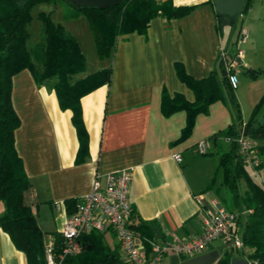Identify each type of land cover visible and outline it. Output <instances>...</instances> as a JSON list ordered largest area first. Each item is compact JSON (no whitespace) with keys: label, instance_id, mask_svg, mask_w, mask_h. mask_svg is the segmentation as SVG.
<instances>
[{"label":"crops","instance_id":"crops-1","mask_svg":"<svg viewBox=\"0 0 264 264\" xmlns=\"http://www.w3.org/2000/svg\"><path fill=\"white\" fill-rule=\"evenodd\" d=\"M173 2L192 7L180 16H153L145 33L133 30L118 34L111 57L78 72L80 75L111 65L109 81L80 97L88 133V155L83 161L74 160L78 140L71 110L61 108L54 90L37 83L28 68L13 73L11 102L20 119L14 129V145L31 182L37 224L49 233L47 238L51 231H59L75 202L90 189L94 175L99 173L103 179L104 173L113 169L131 170L130 223L154 219L162 233L156 238H161L159 241H171L175 236L186 238L200 231L203 211L195 194L202 193L205 199L222 203L212 182L218 156L230 146L231 139L224 131L235 110L229 99L215 100L207 112H198L190 133L181 140L175 138L184 125L185 110L168 115L160 110L162 87L170 95L177 91L188 100L194 98L192 89L177 76L176 60L194 77L211 70L220 77L224 75L218 19L208 0ZM73 32L69 33L75 36ZM79 46L82 50L80 43ZM244 56L243 51L236 71L251 78L260 77L264 71L253 76L245 70L255 67V63ZM232 88L238 93V85ZM246 118L241 115V125ZM200 138L209 141L205 152L194 149ZM219 138L226 140L225 148L218 146ZM175 152L180 153L179 160L173 156ZM248 157L255 167L264 165V137L253 138L244 160ZM69 198L74 199L70 211L65 201ZM2 208L0 204V212ZM101 233L105 243L118 249L111 229ZM212 243L209 248L215 247ZM173 253H165L159 264H170ZM0 264H27L25 253L15 247L1 227Z\"/></svg>","mask_w":264,"mask_h":264},{"label":"trees","instance_id":"trees-1","mask_svg":"<svg viewBox=\"0 0 264 264\" xmlns=\"http://www.w3.org/2000/svg\"><path fill=\"white\" fill-rule=\"evenodd\" d=\"M41 0H0V200L3 208L0 212V227L5 230L15 247L22 250L27 264H48L45 258L44 233L37 224L33 206L36 200L31 195V182L25 173L22 159L14 145V129L20 119L11 102V77L22 68H28L37 83L52 88L61 108L71 110V122L75 128L78 146L75 162L83 161L88 155V133L85 127L80 97L110 79L111 65L98 67L78 75L85 67V54L75 36L64 25L51 17V11L39 10L37 17L41 23V37L35 44H28L30 32L26 27L31 18V7ZM57 1V0H51ZM69 15L82 12L86 15L92 30L98 57H111L116 37L120 33L138 31L145 33L149 20L156 15L166 18L186 13L192 4H175L173 0H122L105 6L75 5ZM212 5V0H208ZM251 0H245L241 8L247 9ZM214 7V5H213ZM217 19L221 13L215 10ZM177 76L189 86L193 93L192 100L182 93L170 95L162 87L160 110L164 115L184 109V125L175 140H181L190 133L198 112H207L209 104L215 100L226 101L233 98L232 87L224 73L221 77L215 70L206 75L194 77L189 74L183 63L174 62ZM253 76L264 71V67H246ZM233 120L226 126L224 134L230 137V146L220 152L217 167L221 168L222 182L234 191L238 164L244 161V155L238 150L235 137L242 133L253 138L264 137V122L258 127L256 106L241 125V113L238 102L234 100ZM264 181V180H263ZM261 186L250 182L242 195V205L246 210L241 222L243 246L235 253L232 247L221 250L219 257L212 264H229L232 255L245 254L253 264H264V193ZM67 210H71L74 199H66ZM228 207V206H227ZM229 209L234 210L229 206ZM140 239L149 249L147 239H156L162 233L156 221L139 220L130 224ZM57 247L60 233L51 231ZM80 249L62 258V264H123L117 246L105 243L100 230H90L78 236ZM161 240V238L159 239Z\"/></svg>","mask_w":264,"mask_h":264},{"label":"built area","instance_id":"built-area-1","mask_svg":"<svg viewBox=\"0 0 264 264\" xmlns=\"http://www.w3.org/2000/svg\"><path fill=\"white\" fill-rule=\"evenodd\" d=\"M246 29H240L237 41H243ZM243 50L237 47L234 54L221 52L224 60L225 74L231 87L237 85L236 70L241 62ZM238 150L244 155L251 146L245 134L236 136ZM207 138L196 141L194 149L205 152L208 148ZM173 156L179 160V152ZM131 177L129 168L109 170L103 179L99 173L94 175L90 189L75 202L59 229L60 241L56 247L53 239L45 243V258L48 264H62L66 254L75 253L80 249L78 236L83 232L96 229H111L118 243V250L123 264H159L162 256L168 251L177 253L181 258L198 254L208 249L214 240L230 242V247L243 246L240 229L239 212L229 209L217 199H205L202 193L195 194V199L203 211L202 226L199 232L186 237L175 236L171 241L147 239L149 249L140 239L136 230L130 225L131 203L128 197V185ZM245 256V254H242ZM249 264L256 263L248 257Z\"/></svg>","mask_w":264,"mask_h":264},{"label":"rangeland","instance_id":"rangeland-1","mask_svg":"<svg viewBox=\"0 0 264 264\" xmlns=\"http://www.w3.org/2000/svg\"><path fill=\"white\" fill-rule=\"evenodd\" d=\"M49 9H52L51 17L54 20L65 25L68 32L74 31L73 33H75L86 59L85 67L81 72L86 71L85 69H92V67L99 64L102 58L98 57L96 53L93 33L88 25L86 15L82 12H79L77 15H69V11L74 10V7L65 0H57L55 2L41 0L33 4L30 10L31 18L26 24L30 32L28 44L37 43L41 37V23L37 17V12L39 10ZM242 28H246V39L237 41L238 34ZM218 31L221 52L234 54L237 47H240L245 53L244 59H248L249 56L251 63H255V67H264V0H251L247 9H242L235 14L221 13L218 19ZM236 74L238 79V93L234 88L232 91L233 98L228 101L231 109L234 108L233 102L235 100L238 101L240 113L243 117H248L255 106L256 116H259L264 111V72L258 78L248 77L242 71H236ZM256 95L257 97H255ZM245 138L249 142L253 141V138L249 134L245 135ZM218 140L220 143L218 146L225 148L227 144L226 140L223 138H219ZM239 167L240 169L238 168V173L235 177L237 189L236 203L233 200L234 191L222 182L220 167L216 170L212 187L216 188V194L220 197L222 203L226 207H233L235 211L239 212L240 219H242L246 211L242 205V195L250 185L248 181L251 180L260 185L261 191L264 193V165L255 167L251 158L248 157ZM0 204H2L1 200ZM48 234V232L44 233L45 243L49 239H52V236L47 238ZM212 244L220 251L231 245L230 242H222L218 239L214 240ZM233 250L236 253L239 248L236 249L233 247ZM164 262H167V259Z\"/></svg>","mask_w":264,"mask_h":264},{"label":"water","instance_id":"water-1","mask_svg":"<svg viewBox=\"0 0 264 264\" xmlns=\"http://www.w3.org/2000/svg\"><path fill=\"white\" fill-rule=\"evenodd\" d=\"M75 5H93L105 6L116 4L122 0H68ZM245 0H212L214 9L219 13L235 14L239 12ZM264 122V115L257 116V120L253 123L254 127H258ZM242 134H245L246 126H243ZM220 250L216 247L208 248L198 254L181 258L177 253L170 256V264H212L220 255ZM229 264H249L248 259L242 255H232Z\"/></svg>","mask_w":264,"mask_h":264}]
</instances>
